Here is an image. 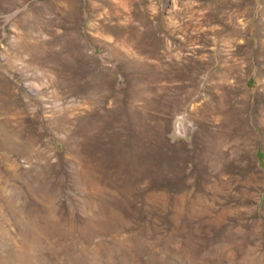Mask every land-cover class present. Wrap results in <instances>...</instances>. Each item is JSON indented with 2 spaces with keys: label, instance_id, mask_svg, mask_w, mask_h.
Instances as JSON below:
<instances>
[{
  "label": "rangeland",
  "instance_id": "1",
  "mask_svg": "<svg viewBox=\"0 0 264 264\" xmlns=\"http://www.w3.org/2000/svg\"><path fill=\"white\" fill-rule=\"evenodd\" d=\"M0 264H264V0H0Z\"/></svg>",
  "mask_w": 264,
  "mask_h": 264
}]
</instances>
